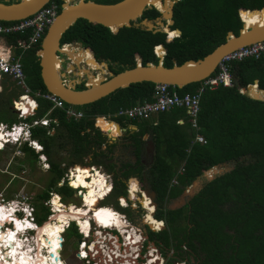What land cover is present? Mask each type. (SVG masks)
<instances>
[{"label":"trees","instance_id":"16d2710c","mask_svg":"<svg viewBox=\"0 0 264 264\" xmlns=\"http://www.w3.org/2000/svg\"><path fill=\"white\" fill-rule=\"evenodd\" d=\"M54 1L57 4L61 2ZM238 9L260 12L264 19V13L260 11L264 9V0H179L174 5V28H179L182 36L171 43L167 41L166 33L161 31L123 26L113 34L110 28L84 18L77 19L62 34L60 42L80 41L97 59L116 61L114 73L134 66L138 61L142 64L149 61L158 63L153 48L163 44L166 50L163 64L172 66L174 62L181 64L188 59L202 58L223 43L228 32L237 34L242 26ZM29 35L30 29L23 34H9V37L18 47L17 54L21 55L27 86L32 92L39 91L41 94L36 97L39 107L27 120L45 115L52 119L47 127L32 128V136L43 145V152L51 165L46 187L35 197L36 203L33 202L37 223L47 219L49 212L43 201L49 197L51 190L63 197L74 193L67 183L64 187H57L64 177L65 168L61 160L53 157L55 151L65 149L71 164L84 162V158L91 155L92 165H101L113 173L115 187L111 194L117 198L127 194V178L130 175L138 177L139 172L142 173L143 168H138V158L144 152L146 140L151 138L154 156L151 165L144 171V178L156 193L155 217L166 222L161 232L154 233L158 235L154 241L163 244L165 252L173 249V255L166 257V264H172V258L183 260L186 264H264V101L254 100L240 92L241 87L252 84L255 79L258 86L264 88V54L233 62L232 86L205 87L197 118L200 132L206 139L203 144L192 142L194 131L184 107H175L149 119L126 120L115 116L120 107L152 100L154 83L149 81L120 87L91 103L72 105L84 116H67L63 108L53 107V102L42 96L47 90L40 76L37 54L40 45L35 44L25 52L21 46L27 42ZM67 51L70 57L82 58L86 64L92 60L78 46L67 48ZM77 59L72 58L76 64ZM73 67L70 64L68 71ZM92 67L104 74L102 66ZM82 69L87 71V76L92 70ZM74 73L79 77L82 75ZM201 86H204L203 80L176 89L181 94L194 93ZM82 87L79 84L76 88ZM253 92L262 93L255 89ZM2 104L5 100L0 99V113ZM99 116L115 120L122 127L136 126V130L128 129L123 136L124 140L130 141L127 145L132 148L136 163L126 162L119 170L115 169L116 165L110 160L117 143L110 142L101 131L105 122L113 121L102 120L97 127ZM17 120L16 115L11 114L0 122ZM21 148L27 156L37 159L38 151L26 145ZM247 154L250 155L247 163L238 160ZM232 160H238L235 167L207 182L187 206L176 209L166 207L170 199L179 196L202 172ZM180 168L181 172H178ZM172 178L177 180L174 185H171ZM71 231L77 233L74 224L64 234L65 241Z\"/></svg>","mask_w":264,"mask_h":264},{"label":"clouds","instance_id":"9594fccd","mask_svg":"<svg viewBox=\"0 0 264 264\" xmlns=\"http://www.w3.org/2000/svg\"><path fill=\"white\" fill-rule=\"evenodd\" d=\"M158 2L159 0H156L157 5ZM58 10L60 11V9ZM238 16L246 25L259 23V26L264 28V19L261 18L260 12L238 9ZM112 31L115 34V29ZM165 31L169 43L182 36V32L177 28L176 30L165 29ZM158 45L165 50L162 44L155 46ZM154 48L153 52L157 57ZM11 52L12 49L0 40V70L3 72L9 71L8 63L11 58ZM164 54L166 55V50ZM215 70H217V67ZM215 73H212L210 76H213ZM232 78L227 74L224 75L223 83L225 87L231 86ZM0 92H3L2 86H0ZM241 94H244L243 90H241ZM13 103L21 117L34 114L35 110L39 107L37 101L26 94L21 95L19 100ZM67 104L65 105L67 106ZM70 105L72 106V104ZM45 116L48 117L47 115ZM79 116L82 118L84 113L80 112ZM102 120L108 119L97 117V127H100ZM41 123L47 127L49 121L45 119ZM101 131L108 134L109 140L112 143H115L121 135L119 125L115 122H105L103 127H101ZM30 136L29 128L25 124H13L11 130H9L7 124L0 122V150H3L7 145L9 146V144H17L19 141L28 146L27 142L30 141L31 147L44 154L40 155L39 158L42 163V170L45 172L50 171L51 165L47 162L48 159L43 152V145L33 136L32 138L35 140H30ZM192 142L196 141H193L192 138ZM217 165H213L207 171H211ZM173 179L176 180V178H172L171 185L177 183V180L173 183ZM65 183H67L68 188L76 191V195L81 199V203L79 205L75 203L66 204L63 202L64 198L60 193L50 191L49 199L45 201L46 206L49 208V215L42 223L36 222V217L34 216L36 209L27 201L26 197L23 199L14 198L8 200L5 199L3 192H0V264H65L62 258V246L65 242L64 234L73 224L82 238L79 242L78 252L80 259L86 261L89 253L92 256H96L99 253L102 254V264H113L114 258H122V264H135V261L139 258L140 249L146 237L139 227L131 224L125 213L118 211L112 205L100 203L114 190L115 185L111 176L100 167H82L80 164H76L68 169L65 177L58 182L57 187H64ZM125 183L126 193L128 195L126 194L127 199L124 197L125 195L118 198L120 207L128 208L129 202L131 201V207L137 208V201H139L140 206L143 208H140L141 211L145 212L143 223L146 226L148 225L154 233L161 232L165 228L166 222L163 219H157L155 217V212L157 211L156 193L153 201L148 191L145 190V187H141L140 179L136 176L128 177ZM75 191L73 193L74 195ZM137 193H139V197ZM114 233L122 237V242ZM155 244L159 246L166 261H168L166 257L173 255V249L167 250L164 254L162 251L163 244H157L156 242ZM148 257L150 258L147 259V264H157V262L159 264H165L164 257L155 247L150 249ZM172 259V263L175 261H183Z\"/></svg>","mask_w":264,"mask_h":264},{"label":"water","instance_id":"95a60500","mask_svg":"<svg viewBox=\"0 0 264 264\" xmlns=\"http://www.w3.org/2000/svg\"><path fill=\"white\" fill-rule=\"evenodd\" d=\"M50 0H19L8 2L0 1V20H15L29 16L39 10ZM149 0H119L116 2H96L93 0H62L61 8L52 23L46 29V32L40 42L38 50V61L40 65V76L46 90L72 105H84L94 102L116 89L128 86L131 83L149 81L153 83H166L181 88L189 83L198 82L209 77L216 69L218 62L224 54L230 50L256 42L264 38V28L259 23L246 26L242 21V26L237 34L228 32L223 43L217 45L211 52L198 59H188L181 64L174 62L172 66H166L161 60L158 63L146 62L142 64L138 61L134 66L127 67L122 71L114 73L109 70L108 63L105 60H98L92 52L97 62L104 64L107 69V76L89 83L90 77L87 76L84 87L77 89L76 85L83 80H65V74L60 70L61 65L66 59L72 60L67 48L78 46L80 49H86L80 41L69 42L68 45L61 43L62 34L79 18H84L89 22L101 24L110 28L117 29L123 26H130L131 21L140 16ZM170 8V9H169ZM166 11H161L168 23L173 24L172 8L170 3ZM261 9V13H264ZM171 20V22H170ZM142 23L146 25L144 29L159 32L160 28L152 29V22L143 19ZM162 25V22L159 23ZM170 30V28H168ZM179 29V28H177ZM180 30V29H179ZM181 31V30H180ZM66 47V49H64ZM59 53L64 54L60 56ZM71 64V63H70ZM70 66V65H69ZM69 69V67H68ZM67 69V70H68ZM87 69V68H85ZM71 72V71H70ZM72 72L74 74L75 70ZM91 72V71H90ZM92 73V72H91ZM94 74V73H93ZM91 74L92 76H94ZM72 82V83H71ZM258 80L255 79L252 84H247L240 88L244 94L254 100L264 101V96L253 92V89L264 93V88L257 86ZM134 130L136 126L131 125ZM124 129L119 126V129ZM147 152L154 156V144L151 138L148 140ZM220 166V165H217ZM213 167L211 171H205L204 175H199L190 186L173 202V208L183 206L186 199H191L200 189L202 180L207 176H215L218 171ZM145 190L148 191L151 198L155 199V192L150 190L145 184ZM189 199V200H190Z\"/></svg>","mask_w":264,"mask_h":264},{"label":"built area","instance_id":"2783aa9c","mask_svg":"<svg viewBox=\"0 0 264 264\" xmlns=\"http://www.w3.org/2000/svg\"><path fill=\"white\" fill-rule=\"evenodd\" d=\"M58 11L59 10L57 7V3L52 1L50 3H47V5H44L38 11L34 12L33 14L29 16L15 19V20H10V21L0 20V33L1 34H23L28 29H30V35L28 36L27 42L24 43L23 47L33 46L35 44L40 45V42L46 32V29L52 23ZM64 45H68V43H64ZM154 50L159 60L163 62L164 56H165L164 54L165 50L162 49L160 45L155 46ZM160 52L162 53V55H160ZM262 54H264V38L256 42H253L251 44H246V45L236 47L222 56V58L217 64V72L213 76H210L204 79L203 80L204 86L199 87L196 92L194 93L186 92V93L181 94L178 92V90L176 89V86L174 85H169L166 83H155L154 88H153V93H152V100H145L142 103H137L130 107H120L118 111L115 113V116H122L126 120L149 119L152 116L157 115L158 113L171 110L175 107H184L189 116L190 125L193 128L194 133H195V138H193V141H196L199 143H206V139L199 131V125H198V120H197L198 112L200 110V98H201V94L204 91L205 87H207V89H214L220 84L224 86V83H223L224 75L227 74L231 76L232 78L231 66L233 62L242 61L247 58H258ZM8 67H9L8 72H3L2 70H0V78H2L3 76L9 77L13 81H15L17 85L21 87V92L17 95V97L13 98L12 100V110L14 111L18 120L12 123H7V122H3V123L8 125L9 130H11V127L13 124L27 125L31 133L30 140H35L32 138V128L35 126H44L41 122L47 119L50 123L51 119L44 116L41 118L39 117V118H33L31 120H27L29 116H32L34 114H28L25 117L20 116L19 111L15 109L13 102L18 101L21 95L26 94V95H29L30 98L35 99L38 103V100L36 97L40 93L37 91L32 92L31 89L26 85V81H25L26 75L23 71L22 62L20 61L19 56L11 54ZM232 84H233V78H232ZM42 96L45 99L52 101L53 107L63 108L67 116H72L74 118H77L76 117L77 115L78 117H80L79 113L82 112L81 110H75L70 104H67L64 100L60 99L56 95H53L47 92V93H42ZM65 104H67V106ZM9 145L21 147L24 145V143L23 142L21 143L19 141L17 144L12 143ZM27 145L31 147L30 141L27 142ZM31 148L34 149L33 147ZM40 155H44V154L40 152L39 157ZM92 166L102 168L104 172L108 173L111 176L112 181H113L112 174L109 173L107 170H105L101 165H92ZM180 171L181 169L179 170V172ZM172 182L175 183L176 180L173 179ZM138 194L139 193H137V196L139 197ZM75 195H76V191H75ZM127 195L124 196L126 199H127ZM76 197L78 196L76 195ZM119 197L120 196L117 197V202H118ZM15 198L23 199L25 198V196L20 195V197L17 196ZM26 198L27 200L29 199V197H26ZM11 199H14V198H11ZM45 201L46 200L43 201L44 204H45ZM80 203H81V199H80ZM131 203L132 202L130 201L128 208H123V209H129L128 214L123 211H120V212L125 213L128 220L131 222V224L138 227V225L135 223V218L138 217V213L141 211L140 208L142 207L140 206L139 201H137V205H138L137 208H132ZM118 205H119V202H118ZM144 214L145 212H143L142 217L144 216ZM140 229L143 231V234L145 235L146 240L141 246L139 258L135 261V264H147V259L150 258L148 257V252L150 251L152 247H155L156 249H158L159 253L164 257L159 246L156 245L155 242L149 238L147 234L146 224H144L143 228H140ZM114 235H116L118 239L122 242V237H119V234L114 233ZM81 239L82 238L80 236L77 241V249L75 251V256L77 257V259L83 261L85 264H102V259H101L102 254H99V253L96 256H92V254L89 253V256L86 261L79 258V255H78L79 242ZM166 262L167 261L165 259V264ZM65 264H66V261H65ZM113 264H122V258H114ZM157 264H159V262H157ZM172 264H185V262L175 261Z\"/></svg>","mask_w":264,"mask_h":264},{"label":"rangeland","instance_id":"374dc122","mask_svg":"<svg viewBox=\"0 0 264 264\" xmlns=\"http://www.w3.org/2000/svg\"><path fill=\"white\" fill-rule=\"evenodd\" d=\"M52 1H54V0H50L49 3ZM168 1L169 0H166V2H168ZM168 3L170 4L171 0ZM0 35H1V33H0ZM3 35H9V34H3ZM161 54L162 53L160 52V55ZM16 56L20 57V55H16ZM78 60L80 61V66L83 68H87V69H90L93 66V64H95L94 62L88 61L87 64L88 63L89 64L87 65L85 62H82L83 61L82 58L78 59ZM70 63L73 64V66H74L73 68H71V72H69L67 70ZM80 66H77V64L74 63L73 60L66 59V61L63 62V64L61 65V68H60V70L65 74V80L69 81L71 79L75 80L77 78H81V80L86 81V79H87V76L85 75L86 73L84 72L83 69L80 68ZM72 69L78 73H83V74L79 77L77 74H75V73L73 74ZM91 72L94 74L98 73L97 70H91ZM107 75H108L107 69L104 68V76H107ZM12 87L16 88L18 92L15 93V90H14V92H12L10 94L8 92L0 94V99L5 100V104L4 105L2 104V110H1L2 114L0 113L1 114L0 121H3L5 116L13 114L12 111L8 107L9 103H11L12 97H16L17 94L19 92H21V87L19 85L13 83ZM76 117L79 118L77 115H76ZM99 117H102V116H99ZM107 119L115 122L114 120H112L110 118H107ZM53 121L55 122L56 120H53ZM180 121L181 120H179V122ZM115 123H117V122H115ZM118 125L120 127H122L119 123H118ZM128 129L134 130L130 126L124 127L123 130L120 128L121 135L116 140L117 145L115 146L113 157L110 160V162L113 164H115V162L120 163V168H121L123 163L129 162V161L133 162L135 160V159L133 160L132 155H130V154H132V148L131 147L129 148L127 144L126 145L118 144L119 141L124 140L123 139L124 132H126V130H128ZM199 131H200V126H199ZM104 134L109 138V136L106 132H104ZM121 138H122V140H121ZM147 146H149V145H147ZM19 149H20V151H19ZM37 153H38L37 159H33L31 156H29V155L27 156V154H25L22 151L21 147L12 146V145H9V146L7 145L3 148L2 152L0 151V192H3L5 199L9 200L11 198H15L17 196L20 197V195H23L25 197H29V199L27 200L29 203H31V204H33V202L36 203L35 197L42 190L45 189L46 183L50 177L49 171L45 172L42 170V163L39 160L40 151H38ZM53 157H56L58 160L62 161L61 165H62V167L65 168L64 177H65L66 173L68 172V169L73 167L74 165H76V164L69 163V159H67L68 157H67V152L65 149H59V150L55 151L53 153ZM47 162H48V160H47ZM91 163H93L92 162V156L88 155L84 158V162H78L77 164H80L81 166L90 167V166H92ZM93 165H97V164H93ZM219 169H220L219 166H217L215 170L219 171ZM118 170H119V168H118ZM118 174H120V171H118ZM130 176H132V175H130ZM141 187L144 188V185L141 184ZM146 194H148V193L146 192ZM63 198H64L63 202L66 204L68 202L75 203L77 205L80 204V198L75 197L74 194H72V196L63 197ZM48 199H49V197L46 198L45 200L47 201ZM141 199H142V197H141ZM100 203L112 205L118 211H123L127 214L129 213V209H123L118 205L117 198L113 194H110L105 200L101 201ZM44 205L46 206V204H44ZM170 206H173V203ZM47 210L49 212L48 207H47ZM142 212L143 211H140L138 213V217L135 218V223L138 225L139 228H143V225H144ZM19 215H21V214H19ZM48 215H49V213H48ZM48 215H47V217H48ZM146 228H147V234H148L150 239L154 240L155 238L158 237V235L154 234V232L148 226H146ZM79 237L80 236L78 235V233L71 231L69 238L65 241V243L62 246V258L64 259V261H66V264H85L83 261L77 259V257L75 256V251L77 249V241H78ZM162 251L165 254V248L164 247H162Z\"/></svg>","mask_w":264,"mask_h":264},{"label":"flooded vegetation","instance_id":"af4514ba","mask_svg":"<svg viewBox=\"0 0 264 264\" xmlns=\"http://www.w3.org/2000/svg\"><path fill=\"white\" fill-rule=\"evenodd\" d=\"M0 1H4V0H0ZM13 1H19V0H8V2H13ZM93 1H96V2H102V1H104V0H93ZM110 1V0H109ZM116 1H119V0H116ZM116 1H114V2H116ZM162 2H164L165 0H161ZM179 0H171V2H172V4H173V8H172V18H173V20H174V5H175V3H177ZM109 3H112V2H109ZM61 4H62V0H61V2L59 3V4H57V7H60L61 8ZM47 5V4H46ZM60 8H58V9H60ZM162 10H160V9H158L155 5H153L152 3H150V4H148L147 6H146V8L143 10V12H142V14L140 15V16H138V18L136 19V20H132L131 21V25L130 26H134V27H139V28H141V29H144L145 27H146V25L144 24V23H142V21H143V19H146V20H150L151 22H152V25H151V27H152V29H156V28H160V30H161V32H164V33H166V31H165V27L167 26V28H170V30H176V28H174V23L173 24H170V23H168V20L167 19H165L164 17H163V15H162V12H161ZM155 12H157V15H154L153 16V14L155 13ZM162 22V25H160L159 23H161ZM146 30V29H145ZM152 31V30H151ZM153 32V31H152ZM166 36H167V34H166ZM162 46H163V44H162ZM164 47V46H163ZM59 55L60 56H64V54H62V53H59ZM99 60V59H98ZM66 61V60H65ZM100 61V60H99ZM106 61H107V63H108V67H109V70L110 71H112V72H114V70L116 69V67H117V62L116 61H110V60H108V59H106ZM99 63V62H98ZM117 73V72H116ZM84 80L80 83V85H83V86H85L84 85ZM79 84H77L76 85V87L78 86ZM83 88V87H82ZM135 120H138V119H135ZM115 121V120H114ZM116 122V121H115ZM116 124H118V123H116ZM124 128V127H123ZM121 140H122V138H121ZM149 140V139H148ZM148 140H146V142H145V145H144V152L140 155V157L138 158V168H139V166L140 167H142L143 168V170H142V173H140L139 172V174H138V178L140 179V178H142L141 180H140V184H142V185H144L145 186V184L149 187V189H151L150 188V186H149V184L147 183V181L145 180V178H144V171H145V169H147L150 165H151V163H152V161H153V157H152V155L150 154V153H148L147 152V145H148ZM118 144H130V141L129 140H123V141H119V143ZM128 147H129V145H128ZM130 148V147H129ZM130 155H132V158H133V162H131V161H129V162H131V163H136V157L133 155V154H130ZM250 159V155L249 154H247V155H244V156H242V157H240L238 160H243V162L244 163H247V160H249ZM238 160H232V161H228V162H224V163H222V164H220V166H219V171L217 172V174L215 175V176H206L203 180H202V183H201V186H200V189L198 190V192L204 187V185L207 183V182H209V181H211V180H213L215 177H218V176H220V175H223V174H225L226 172H228V171H230V170H232L234 167H235V165H236V163H237V161ZM115 169L116 170H118V168H120V163H118V162H115ZM204 173H205V171L204 172H202L201 173V175H204ZM195 180V179H194ZM193 180V181H194ZM192 181V182H193ZM192 182L188 185V186H190L191 184H192ZM188 186H186V187H188ZM184 191V190H183ZM197 192V193H198ZM197 193H195V194H197ZM182 194V193H181ZM180 194V195H181ZM179 195V196H180ZM179 196H177L175 199L174 198H172V199H170L167 203H166V206L167 207H169L170 209H174L173 207H171L170 205L175 201V200H177V198L179 197ZM190 199V198H189ZM189 199H186V202H185V204H184V206H187V203H188V201H189Z\"/></svg>","mask_w":264,"mask_h":264},{"label":"crops","instance_id":"0c3cea01","mask_svg":"<svg viewBox=\"0 0 264 264\" xmlns=\"http://www.w3.org/2000/svg\"><path fill=\"white\" fill-rule=\"evenodd\" d=\"M0 40H2L7 47H10L12 49V52H11L12 55H18L17 54L18 47L12 41V38L9 37V35L1 34L0 35ZM21 46H22L23 52H25V50H27V49H29L31 47V46L23 47V45H21ZM13 83H15V81H13L12 79H10L7 76H3L2 78H0V86L3 87V92H0V94L1 93H6V92H8L10 94V93L14 92V90H15V93H17L18 92L17 89L12 87ZM13 98H15V97H12L11 101L13 100ZM8 107L12 111L13 115H15L14 111L12 110V106H11L10 103H9Z\"/></svg>","mask_w":264,"mask_h":264},{"label":"bare ground","instance_id":"6f19581e","mask_svg":"<svg viewBox=\"0 0 264 264\" xmlns=\"http://www.w3.org/2000/svg\"><path fill=\"white\" fill-rule=\"evenodd\" d=\"M160 2H158V5H157V3L154 1H152V0H149V2L150 3H152L153 5H155L158 9H160V10H162V11H166L167 10V8H169V6H170V4L168 3V2H170V0L168 1V2H166V0L164 1V2H162L161 0H159ZM149 3V4H150ZM170 9V8H169ZM170 22H171V20H170ZM246 26H251V25H246ZM166 29H168L167 28V26L165 27ZM88 56H90L91 58H92V60L91 61H89V62H94L97 66H102V68L104 67V64H102V63H98L95 59H94V57H93V55L91 54V53H89L86 49H82ZM162 55V54H161ZM71 58H73V59H77V58H74L73 56H71ZM78 60V59H77ZM77 62V64L79 65V63H80V61L78 60V61H76ZM83 62V61H82ZM95 64H93V66H96ZM88 65V64H87ZM80 66V65H79ZM80 68L82 69V67L80 66ZM91 69L92 70H94V68L93 67H91ZM84 70V69H83ZM84 72H86L87 73V71H85L84 70ZM100 73H102V72H100V71H98V73H96V74H93V73H90V72H88V76L89 77H92L91 79H89V83L90 82H94V81H96V77L98 76L99 78H101V77H103V75L102 74H100ZM104 73V72H103ZM80 74H83V73H80ZM91 74H93L94 76H92ZM72 83V82H71ZM256 94V93H255ZM260 96H264V93H261V94H259ZM192 138H195V133H194V135H193V137ZM88 167V166H87ZM68 203H70V202H68Z\"/></svg>","mask_w":264,"mask_h":264}]
</instances>
